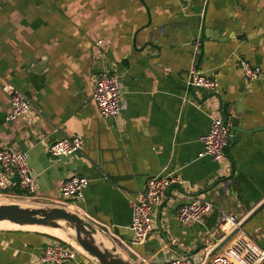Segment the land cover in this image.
I'll list each match as a JSON object with an SVG mask.
<instances>
[{"label": "crops", "instance_id": "0c3cea01", "mask_svg": "<svg viewBox=\"0 0 264 264\" xmlns=\"http://www.w3.org/2000/svg\"><path fill=\"white\" fill-rule=\"evenodd\" d=\"M240 60L260 68L262 78L246 83ZM191 66L219 83L211 94L219 95L227 120L238 119L249 131L236 132L226 150L229 177H220V165L202 156L200 139L219 108L217 98L201 104L210 94L186 87ZM102 72L120 78L123 110L115 119L102 118L91 97ZM5 83L30 101L29 116L5 120ZM73 137L83 139L81 151L50 156L55 141ZM3 148L27 154L37 177L36 201L72 207L135 264L214 251L227 237L219 229L221 212L245 224L242 231L260 244L264 234L253 236L245 226L258 217L264 227V0H0ZM171 171L179 183L156 209L145 244L134 245L129 200L148 178ZM72 175L89 184L81 200L66 207L60 185ZM6 193L21 195L15 181ZM195 197L214 209L199 223H179L178 207ZM50 239L56 237L0 230V264H36ZM65 264L95 263L79 254Z\"/></svg>", "mask_w": 264, "mask_h": 264}, {"label": "built area", "instance_id": "2783aa9c", "mask_svg": "<svg viewBox=\"0 0 264 264\" xmlns=\"http://www.w3.org/2000/svg\"><path fill=\"white\" fill-rule=\"evenodd\" d=\"M96 46H102V41L97 42ZM199 48L200 42L195 40L194 54ZM239 67L248 84H254L262 78L261 69L247 61L240 60ZM186 87L211 94L217 91L219 83L198 71L195 66H191L187 72ZM1 90L10 100V109L5 117L7 122H14L30 115L31 103L17 88L5 83L1 85ZM91 97L102 118L119 117L123 110L119 76L107 72L100 73L96 78ZM209 119L208 132L200 139L203 148L202 156L209 157L220 165V177H229L232 164L226 155V150L229 144L231 122L230 120L223 122L218 109L209 114ZM83 147V139L73 137L55 141L49 146L48 151L52 158L59 159L70 157L81 151ZM13 181L21 191V195L12 198L32 202L37 200V177L30 171L27 154L13 148L0 149V197H9L6 192ZM178 183L179 179L175 171L155 175L148 178L143 192L129 200L131 209L129 230L134 236V245L145 244L150 233L155 229L152 218L156 209L166 199L167 191ZM88 184L89 181L86 178L76 175L68 177L60 185V203L66 207L75 206V203L81 200ZM212 209L214 205L211 202L198 197L190 198L178 207L175 218L182 224L199 223ZM219 229L225 237L238 230L221 253L213 255V249L205 248L204 254L198 259L192 256L176 257L167 259L162 264H264V248L239 230V223L234 215L221 212ZM78 255L79 252L69 244L50 239L44 243L35 262L36 264H65L76 261ZM139 261L141 264H151L146 258H139Z\"/></svg>", "mask_w": 264, "mask_h": 264}, {"label": "water", "instance_id": "95a60500", "mask_svg": "<svg viewBox=\"0 0 264 264\" xmlns=\"http://www.w3.org/2000/svg\"><path fill=\"white\" fill-rule=\"evenodd\" d=\"M214 39L217 40V38ZM191 96L196 99L194 92L191 93ZM213 97L217 98L218 100L220 117L222 121L225 122L227 120V115L223 112L222 101L218 94H210L204 96L198 102L203 104L207 100L212 99ZM243 123H248L247 118H244ZM231 125L232 127L228 147L230 146V144H232L233 136L236 132H249L246 129H242L240 127V120L238 119L232 118ZM252 131H254V129L250 132ZM170 190L171 188L167 191L166 197H169ZM2 222H7L11 225H15L18 227H40L51 230H61L66 234L67 238L72 241L76 246L80 247L84 251V253L78 251L71 243L66 242L57 237L56 239L69 244L74 249H76L79 254L90 259L95 264H135L132 260L128 259L119 250L118 247L113 246L110 241L105 239L96 227H94L91 223H89L85 218L81 217L79 214L72 212L67 208L58 206H31L23 205L20 203L0 202V223ZM244 225L245 224L239 225V230H242ZM70 230L73 232V234L69 233ZM158 230L161 235L164 236L159 226ZM237 231L238 230L228 235L226 239L221 243V245L214 249L213 255H215L221 248H223L237 233ZM97 236H100L102 239H105L107 242H109V246L105 245L102 241H98L96 239Z\"/></svg>", "mask_w": 264, "mask_h": 264}, {"label": "rangeland", "instance_id": "374dc122", "mask_svg": "<svg viewBox=\"0 0 264 264\" xmlns=\"http://www.w3.org/2000/svg\"><path fill=\"white\" fill-rule=\"evenodd\" d=\"M0 202H5V203H20V204H23V205H31V206H46V205H44L42 202H40V201H28V200H25V199H17V198H12V197H0ZM71 211V210H70ZM73 212V211H72ZM261 218H255L253 221H252V223H248L246 226H245V230H246V232H251L252 234H253V236L255 235L256 237H260L261 236V234H264V227L262 226V224H261ZM253 223H256V224H261V225H259V227L257 226V225H253ZM254 228H259V230L260 231H258L257 233H254L255 231H254ZM250 229V230H249ZM242 231V230H241ZM260 244V246L261 247H263L264 248V240L263 241H261V242H259ZM113 246H116V247H118L117 245H115V244H113V243H111ZM228 244V243H227ZM119 248V250L128 258V259H130L129 257H128V255H126V253H125V251L122 249V248H120V247H118ZM130 260H132V259H130Z\"/></svg>", "mask_w": 264, "mask_h": 264}, {"label": "bare ground", "instance_id": "6f19581e", "mask_svg": "<svg viewBox=\"0 0 264 264\" xmlns=\"http://www.w3.org/2000/svg\"><path fill=\"white\" fill-rule=\"evenodd\" d=\"M69 210L72 211V207L69 208ZM18 229H23L25 231H39V232H43V233H48L50 235H53L57 238H60L66 242H69L71 243L78 251L84 253V251L76 246L72 241H70L66 234L64 232H62L61 230H51V229H46V228H40V227H18V226H15V225H11L7 222H2L0 223V230H18ZM70 234H73V232L70 230L69 231ZM96 239L98 241H102L105 245L109 246V242H107L105 239H102L100 236H97Z\"/></svg>", "mask_w": 264, "mask_h": 264}]
</instances>
